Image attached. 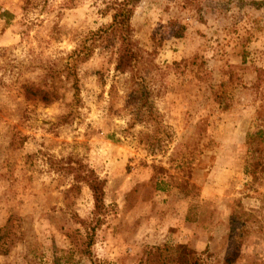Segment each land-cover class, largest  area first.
<instances>
[{
	"label": "rangeland",
	"instance_id": "rangeland-1",
	"mask_svg": "<svg viewBox=\"0 0 264 264\" xmlns=\"http://www.w3.org/2000/svg\"><path fill=\"white\" fill-rule=\"evenodd\" d=\"M115 1L0 0V264H264V0H140L124 73Z\"/></svg>",
	"mask_w": 264,
	"mask_h": 264
},
{
	"label": "trees",
	"instance_id": "trees-1",
	"mask_svg": "<svg viewBox=\"0 0 264 264\" xmlns=\"http://www.w3.org/2000/svg\"><path fill=\"white\" fill-rule=\"evenodd\" d=\"M140 0H121L111 4L112 23L109 26L111 36L117 40L118 48L115 52L116 62L115 70L119 73H124L134 67L137 62L136 50L130 47L128 37L130 35V20L133 14L134 6ZM256 80L253 84L256 92L259 93L260 100L264 103V70L256 69ZM245 145L247 150L254 154L252 158V166L258 168L261 164L259 156H262L264 145V129H258L256 132L246 136ZM257 156V158H255ZM84 183L89 187L94 199L95 210L97 214L103 211V187L100 182L92 175L83 177ZM233 258L227 255L224 262L231 264Z\"/></svg>",
	"mask_w": 264,
	"mask_h": 264
}]
</instances>
